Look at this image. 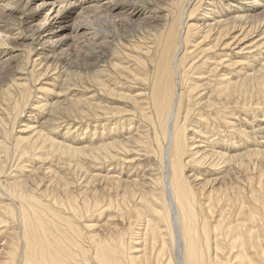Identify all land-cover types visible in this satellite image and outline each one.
Wrapping results in <instances>:
<instances>
[{"label": "bare ground", "instance_id": "obj_1", "mask_svg": "<svg viewBox=\"0 0 264 264\" xmlns=\"http://www.w3.org/2000/svg\"><path fill=\"white\" fill-rule=\"evenodd\" d=\"M47 1L25 28L53 52L31 43L22 74L0 61V264H264V0ZM61 117L119 127L68 144Z\"/></svg>", "mask_w": 264, "mask_h": 264}, {"label": "rangeland", "instance_id": "obj_2", "mask_svg": "<svg viewBox=\"0 0 264 264\" xmlns=\"http://www.w3.org/2000/svg\"><path fill=\"white\" fill-rule=\"evenodd\" d=\"M3 1V0H1ZM11 2H15V0H10ZM19 1V0H18ZM23 1L25 0H22V1H19L17 2L16 0V3L15 4H12V5H9L7 6L6 10H12L13 12V15L16 17V18H19L17 19V21L13 19H7V17L5 19H2L0 18V61L5 62V60H8L10 59V64L5 62L6 65H8V69H10V65H12V71L13 74H22L23 71L20 67L24 68V71L25 70H30L32 68V63L31 64H28V65H25V63L27 62V55L29 53H32L33 57L35 58V51L34 50L33 52H30L28 50V48L31 46L30 44L32 43L34 45V47L41 51L42 49H45L47 51L46 54H51V51H52V47H50L49 43L47 42H43V40L40 39V42H38L37 40H35L33 36V33L30 32V30L28 28H25L27 27V21L29 19L30 24H35L36 22L37 23H40L38 22V20L40 18L43 17V15L49 11V8L51 7V5L49 4V1H47L48 3H46V5H42L41 2L42 0H30L28 2V5L25 6V8L23 9ZM85 1V0H84ZM108 0H102V2H107ZM145 2L142 3L141 2H138L137 3H124L125 6L127 8L131 7L134 8L135 10H138L139 12L143 11L144 14L152 11V12H156L157 10L156 9V6L157 4L153 2V0L149 1V0H144ZM225 1V2H224ZM229 0H223V3H227ZM51 2V1H50ZM165 2H167L165 0ZM164 2V3H165ZM247 3H249V1H246ZM121 3V4H120ZM122 3L123 2H119L117 5L122 6ZM128 4V5H127ZM4 5V4H2ZM36 5V6H35ZM50 5V6H49ZM166 5V4H165ZM34 6V7H33ZM56 6V5H54ZM57 8V7H56ZM55 8V9H56ZM155 11H154V10ZM47 10V11H46ZM121 10V9H120ZM51 12V11H50ZM49 12V14H50ZM122 12V10L120 11ZM119 13V11L117 12ZM128 13V12H127ZM53 14L50 15V17H52ZM63 16V15H62ZM66 16V14L64 15ZM31 17V18H30ZM22 18V19H21ZM27 20V21H26ZM60 19L58 18L57 21H59ZM20 21H22L23 23H21ZM25 21V22H24ZM28 21V22H29ZM51 22V25L54 26L56 23L55 20H49ZM17 22V23H16ZM20 22V23H19ZM16 23V24H15ZM42 27L41 29H43V36L45 38L47 37H50V41L54 39L56 40H59V39H62V35H63V32L60 31L61 27L59 28H55L53 30H48V27L46 29H44V22H42ZM19 24V25H18ZM106 25V24H104ZM105 29V28H104ZM49 31V32H48ZM55 31V32H54ZM51 33V34H50ZM61 33V34H60ZM130 33V32H129ZM128 33V34H129ZM135 33V32H133ZM110 35V34H109ZM59 38V39H58ZM120 38L121 37H118L116 39V41L114 42V44L116 45V47L121 46L122 49H120V52L116 53L118 55H121L122 57H125L127 56L126 54L129 52V38L128 37H122L121 39V42H120ZM34 39V41H33ZM256 39V38H255ZM32 40V41H31ZM65 40V38L63 39ZM42 42V43H41ZM55 42V41H54ZM45 43V44H44ZM81 43V42H80ZM128 46V48H127ZM123 47H126V48H123ZM61 48V47H60ZM60 48H57V50H59ZM67 48V42L64 41L62 43V48L61 49H66ZM120 48V47H118ZM254 48V49H253ZM251 48V50H253L252 52L255 53V50H256V47H253ZM51 49V50H50ZM126 49V50H124ZM249 50V51H251ZM262 51L264 52V49H262ZM53 52V51H52ZM57 52V51H56ZM252 52L251 53H246L248 56H249V59H252L251 55H252ZM125 55V56H123ZM263 55V53H262ZM261 55V56H262ZM14 56V57H13ZM253 56V55H252ZM264 56V55H263ZM16 57V58H15ZM101 64H105L104 62H102ZM60 69H62V67L59 66ZM83 70V69H81ZM88 70V71H87ZM93 71L92 69H85L83 70V72H85L86 74H91L93 76ZM6 78H5V77ZM3 77V78H2ZM7 77L6 74L3 75V72L2 70L0 69V100L1 99H9L10 97H7L6 96V92H5V87H7L8 85V80H7ZM18 78V76H16ZM19 78L23 79L24 77L23 76H19ZM52 80L55 79L54 77H51ZM84 78V77H83ZM88 78L85 77L84 79ZM91 78V77H90ZM4 81H3V80ZM6 79V80H5ZM82 79V80H84ZM2 80V81H1ZM43 80V81H42ZM48 80V79H47ZM46 80V78H43L40 80V83L39 84H50L52 82L51 79H49L48 81ZM51 80V81H50ZM11 83V82H10ZM39 84H37L38 86H36L33 90H35L36 88L39 87ZM33 85V84H31ZM36 85V84H35ZM72 93V94H71ZM85 92H82L81 90L77 89V88H72V91H70V94L69 96H74V95H81ZM13 95V94H12ZM40 99L42 100H49L51 99V96H53L52 94H49V93H46L44 91H38V94H37ZM59 98L61 100H66V95L64 93H61ZM1 105V104H0ZM1 107V106H0ZM1 110V109H0ZM31 111V112H28V111ZM7 111L4 109V113H2L0 111V116L4 117L5 119L7 118ZM27 114H30L32 120H30V118H28L29 116ZM260 114V115H259ZM258 115L255 116V120L257 118L256 121H263L264 117H262L261 115L263 113H259ZM43 115V116H42ZM26 117V118H25ZM46 115L45 113H41L40 111L36 110V109H31L30 107L28 109L25 110V113L22 115V118L21 119H24V120H27L29 122H33V123H38V122H41V121H44L46 119ZM253 118V117H252ZM251 118V119H252ZM260 118V119H259ZM39 119V120H38ZM105 119V118H104ZM104 119H98L97 121H94L92 122V120H89V119H69L67 117H61L59 119H57V121L55 122V129H50L49 131L51 132V135L58 140L60 141H63V142H66L68 144H73V143H86V142H89L90 140L92 141H96L98 139V134L95 135V136H90L93 132V128H95L97 131L99 130V132H102V133H105V131H107V128L108 126H110L111 128L114 129L113 133H117V127L118 126V121H112V118L111 119H108V120H105L103 121ZM263 119V120H262ZM102 120V121H101ZM255 120H254V123H255ZM89 121V122H88ZM70 122V123H69ZM99 122V123H98ZM107 122V123H106ZM114 122V123H112ZM88 123V124H87ZM253 123V124H254ZM76 124V125H75ZM93 124V125H92ZM111 124V125H110ZM67 125V126H66ZM102 125V126H101ZM63 126V127H62ZM66 127V128H65ZM82 127V128H80ZM86 127V128H85ZM89 128V132H88V128ZM100 127V128H99ZM57 129V131H56ZM75 129H76V132H75ZM87 129V130H86ZM67 130V133L66 131ZM86 130V131H85ZM17 131V130H16ZM78 132V133H77ZM80 134V135H79ZM89 134V135H88ZM64 135V136H63ZM79 136L81 138H79ZM86 137V138H85ZM89 137V138H88ZM67 138V139H66ZM97 138V139H96ZM10 160L9 162V166H8V169L10 168L11 170V174H12V171H15V169H18V167H14V162ZM37 159L34 160L35 163H31V162H26L25 165L27 166H36V164H38V162H36ZM63 161L65 160H62L61 162L63 163ZM51 163H53L52 161H50ZM16 163V162H15ZM54 164V163H53ZM64 165V164H63ZM29 168V167H28ZM26 168V170L28 169ZM8 172V171H7ZM5 177V176H4ZM1 243V242H0Z\"/></svg>", "mask_w": 264, "mask_h": 264}]
</instances>
